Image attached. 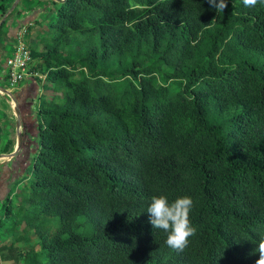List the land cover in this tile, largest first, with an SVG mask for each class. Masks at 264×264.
I'll use <instances>...</instances> for the list:
<instances>
[{
	"label": "trees",
	"instance_id": "16d2710c",
	"mask_svg": "<svg viewBox=\"0 0 264 264\" xmlns=\"http://www.w3.org/2000/svg\"><path fill=\"white\" fill-rule=\"evenodd\" d=\"M13 1L0 0V17ZM48 1L45 42L36 17L22 30L29 71L45 76L31 78L41 82L40 140L26 161L31 177L15 180L1 205L0 236L13 238L2 259L255 264L264 234V0H227L219 12L207 0ZM161 195L193 201L196 232L183 251L150 223L147 207Z\"/></svg>",
	"mask_w": 264,
	"mask_h": 264
},
{
	"label": "rangeland",
	"instance_id": "374dc122",
	"mask_svg": "<svg viewBox=\"0 0 264 264\" xmlns=\"http://www.w3.org/2000/svg\"><path fill=\"white\" fill-rule=\"evenodd\" d=\"M42 3H44L45 6H47V7H50V4H51L50 1L43 0L41 2L40 8H42L43 5H44ZM27 5H28V0H22L18 4V8H22V7L27 6ZM33 6H34V3H33ZM40 8H35V9H33L32 11H30L28 13H32V14L34 13L35 14V17L37 18L38 23L40 24V25H38L39 32H43L46 35L47 32H48V26H50V25H49V23H44L43 17L45 15H47V13H48L47 11H49V9L47 8V10H45L44 8H42V9H40ZM9 16L10 17L11 16L12 17L16 16V13L12 11V13H10ZM23 28H24V25H21L19 27V30H18L17 34L20 33L23 30ZM45 35H44L43 39L40 38L43 43L45 42V39L47 38V35L46 36ZM28 37L29 36L26 35V37L24 39L25 44H27V42H28ZM5 44H8L9 48H11L12 45H13V41L12 40H7V39H5L4 36H2L1 45L4 46ZM15 47H16V43L14 45V48ZM27 81L25 80V83H27ZM23 83H24V81L21 82L19 84V86H21ZM30 84H31V86L28 85V87H29L28 89L30 90V93H29V97L30 98H29V100L25 99L24 101H22V104H28L27 106L25 105L26 107L24 106L26 108V110H27L26 111L27 114H28L29 111H30V113L31 112L32 113H31L30 116L26 117V119H28L27 121L25 120L26 124L23 123L24 125H22V127L19 128V131L21 129V132L23 134L22 137H21L20 148L18 149V151L12 157H10V156H0V198L5 196L4 198H2L0 200V216L3 213L1 205H2L3 202H5L6 197H7L6 196V191L9 190L10 186H11V189H12L13 184H14V182L11 183L13 181L11 179V177L16 175V171L19 168H21L20 169L21 172L19 171L20 172L19 174L22 175L24 173L23 175H24L25 178L27 176H28V178L31 177V175H32L31 169H30L31 168L30 167L31 163L28 166L26 174H25V172H23V170L26 168V164H27L26 161H27L28 152L30 151V154H29L30 159L29 160L31 161L33 156L35 155V151L38 149L37 145L39 144L40 138H39L38 134L35 135L36 134V129H35L36 127L34 128V126H35L34 115H35L36 107L38 105L37 104V99H35V98L37 97L38 92L40 93L41 89H39V88L41 87V82H38L40 87L35 82H31ZM6 85L7 84L5 82L0 81V87H5ZM17 92L18 91L10 92L12 97L15 98V100H12V98L7 96V94H3L0 91V154H2V155L10 154L11 152H13L14 143H16V141H17L16 139H17V135L18 134H17V131L15 129L16 116L17 115L15 113L14 107L18 105L19 112L22 115L26 114V112L23 113V111H22L23 108H20V105L16 101L17 97L21 98L20 93H17ZM2 94L6 96L8 101H4L1 98V97H5ZM3 102H5L7 104H5ZM12 104H14V106H11ZM29 118H30V120H29ZM13 158H17L19 160L18 163L12 164L13 166H15L14 168H12V165L10 166V164L12 163ZM10 183H11V185H10ZM15 193H17V194H19L21 196L20 192H17V188H16V191H14V193H12V195L10 196L11 199L9 200V202H12L13 205L16 203V199L14 197ZM22 199H25V198H22ZM12 239L13 238L11 237L10 234L0 236V246L2 244H4V243L8 244L9 242H11ZM4 253H7V250L4 251ZM0 264H20V259L18 261H16V260H14V261L13 260L4 261L2 259V253L0 251Z\"/></svg>",
	"mask_w": 264,
	"mask_h": 264
},
{
	"label": "clouds",
	"instance_id": "9594fccd",
	"mask_svg": "<svg viewBox=\"0 0 264 264\" xmlns=\"http://www.w3.org/2000/svg\"><path fill=\"white\" fill-rule=\"evenodd\" d=\"M207 2L211 8H215L216 12L224 11L227 7V0H207ZM243 2L246 7H254L258 3V0H243ZM7 90L13 92L15 89L11 91L8 86ZM192 207L193 201L189 196L177 197L171 203L163 195L151 198L146 210L150 217V223L154 229H159L167 234L165 243L170 249L183 251L188 246L189 237L195 234L196 229L191 225L189 220V213ZM255 251L259 253L255 264H264V234H261L258 247Z\"/></svg>",
	"mask_w": 264,
	"mask_h": 264
},
{
	"label": "crops",
	"instance_id": "0c3cea01",
	"mask_svg": "<svg viewBox=\"0 0 264 264\" xmlns=\"http://www.w3.org/2000/svg\"><path fill=\"white\" fill-rule=\"evenodd\" d=\"M2 17H0V21H1ZM34 18H35V14L34 13L33 14L32 13H28V11H27L24 14H21V15H16V16H13V17L11 16V17H9V20L7 21V26L5 28V32H4L3 36L7 40H12L13 41V45H12L11 48H9L8 44H5L4 46L0 47V81L5 82L7 84L5 87H2V88H5L6 90L8 89V79H7V76L5 74V70H6L5 60H6V58L8 56L12 55V53L14 51V45H15V40H16L15 38H16L17 32L19 30V27L21 25L31 24V21H33ZM25 37L26 36H24V39H25ZM26 81H27V83H25V80H24L25 84L23 83L21 86H18L17 89H15L13 91V92L18 91L17 93H20V95H21V98L17 97L16 101L20 105V108H23V110H22L23 113L27 111L25 107L28 104H22V101H24L25 99L29 100V98H30L29 97L30 90L28 89L29 88L28 85L31 86L30 83L32 82L31 78H26ZM3 96H5V95H3ZM1 98L4 101H8L6 96L5 97H1ZM3 103H5V102H3ZM5 104H7V103H5ZM16 107H17V112H18V115H19L18 120L21 123L20 125L22 127L23 123L26 124L25 120L26 121L28 120V119H26V117L28 115H26L27 113L22 115L19 112L18 105ZM29 120H30V118H29ZM16 144H17V141H16V143H14L13 150L15 149Z\"/></svg>",
	"mask_w": 264,
	"mask_h": 264
},
{
	"label": "built area",
	"instance_id": "2783aa9c",
	"mask_svg": "<svg viewBox=\"0 0 264 264\" xmlns=\"http://www.w3.org/2000/svg\"><path fill=\"white\" fill-rule=\"evenodd\" d=\"M19 40L12 53L5 60L6 71L5 74L8 79L9 90H14L26 78L38 76L44 79L45 76L37 72L29 71V63L31 61V54L29 48H25L24 39H22V31L18 33Z\"/></svg>",
	"mask_w": 264,
	"mask_h": 264
},
{
	"label": "water",
	"instance_id": "95a60500",
	"mask_svg": "<svg viewBox=\"0 0 264 264\" xmlns=\"http://www.w3.org/2000/svg\"><path fill=\"white\" fill-rule=\"evenodd\" d=\"M20 0H15L13 3H12V5L10 6V8L7 10V12L3 15V17H2V19H1V21H0V24H1V22L2 21H4L6 18H7V16L13 11V9L16 7V5L18 4V2H19ZM0 90L4 93V94H7L10 98H12V100H15V98H13L12 97V95L10 94V92L8 91V90H6L5 88H2V87H0ZM15 113H16V126H15V129H16V131H17V144H16V147H15V149L13 150V152H11L10 154H5V155H2V154H0V156H10V157H12L17 151H18V149L20 148V145H21V132L19 131V128H20V122H19V120H18V118H19V115H18V112H17V107H15ZM30 154V151L28 152V154H27V156ZM9 157V158H10Z\"/></svg>",
	"mask_w": 264,
	"mask_h": 264
},
{
	"label": "flooded vegetation",
	"instance_id": "af4514ba",
	"mask_svg": "<svg viewBox=\"0 0 264 264\" xmlns=\"http://www.w3.org/2000/svg\"><path fill=\"white\" fill-rule=\"evenodd\" d=\"M19 162V160L17 159V158H13V160H12V163L10 164V166L12 165V164H16V163H18ZM15 166H13L12 165V168H14ZM21 168H19L17 171H16V175L15 176H12L11 177V179L13 180L11 183H13L15 180H17V179H19L21 176H23V172H25V169L23 170V174L21 175V174H19L20 172H21V170H20ZM20 171V172H19ZM21 175V176H20ZM14 177V178H13ZM9 181V180H8ZM11 183H10V185H11ZM8 195V190L6 191V196ZM5 197V196H4ZM4 197H1L0 198V200L2 199V198H4Z\"/></svg>",
	"mask_w": 264,
	"mask_h": 264
},
{
	"label": "bare ground",
	"instance_id": "6f19581e",
	"mask_svg": "<svg viewBox=\"0 0 264 264\" xmlns=\"http://www.w3.org/2000/svg\"><path fill=\"white\" fill-rule=\"evenodd\" d=\"M14 104H12V106H13Z\"/></svg>",
	"mask_w": 264,
	"mask_h": 264
}]
</instances>
